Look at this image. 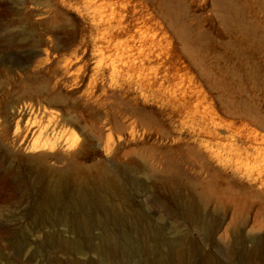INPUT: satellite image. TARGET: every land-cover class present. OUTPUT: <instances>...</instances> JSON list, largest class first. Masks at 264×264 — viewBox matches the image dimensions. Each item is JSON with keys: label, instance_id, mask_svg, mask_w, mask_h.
Segmentation results:
<instances>
[{"label": "rangeland", "instance_id": "rangeland-1", "mask_svg": "<svg viewBox=\"0 0 264 264\" xmlns=\"http://www.w3.org/2000/svg\"><path fill=\"white\" fill-rule=\"evenodd\" d=\"M90 4L106 18L121 21H127L131 11L138 12L137 24L149 29L138 32L134 41L118 35L113 40L118 52L112 43L107 51L102 49L101 58L78 0H0V55L7 61L29 60L23 67L0 66V121L6 117L11 129L15 122L11 112L31 101L38 111L26 110L23 119L34 130L59 120L68 108V151L87 136L91 152L78 160L75 180L129 159L140 166L146 163L144 173L138 174L137 190L125 191V198L152 217L166 236L187 232L221 263L234 237L249 248L252 238L264 235V0H90ZM44 11L50 20L35 24V16ZM140 35L146 37L139 39ZM126 43L134 45L136 56L149 54V63L134 70L124 65ZM108 61L118 66L116 77L106 71ZM97 65L105 67L103 75ZM101 87L114 92L129 89L123 100L117 101L115 95L119 105L114 100V121L94 138L96 116L82 99L88 92L100 93ZM118 138L126 140L127 153L120 160L100 147L101 142L115 143ZM33 139L30 136L28 142ZM33 154L20 149L15 168L27 167L25 158ZM188 192L205 216L215 219L211 241L203 240L194 224L178 218L177 207ZM36 212L37 202L19 197V189L12 188L0 167V264H47L51 257L60 264H71L72 259L97 264L86 249L83 254L76 248L55 250L48 235H73L61 224H43ZM98 232L93 230L95 241ZM124 247L115 264L140 263L130 244ZM232 262L241 264L240 257Z\"/></svg>", "mask_w": 264, "mask_h": 264}, {"label": "bare ground", "instance_id": "bare-ground-1", "mask_svg": "<svg viewBox=\"0 0 264 264\" xmlns=\"http://www.w3.org/2000/svg\"><path fill=\"white\" fill-rule=\"evenodd\" d=\"M78 1L84 5L85 18L88 20L87 28L100 56L101 53L104 54L103 48L107 51L106 46L108 48L113 45L117 46L113 40L118 35L124 34L134 41L138 32L143 34L147 31L148 27H145V24L141 26L137 24L140 18L138 12L131 11L129 19L121 21L117 18H106L109 16L105 17L100 12L97 13L94 6L90 4V0ZM49 16L50 14L46 11L42 12L39 16H35V24L43 23L44 25ZM43 33H47L46 28ZM146 36L140 35L139 39ZM112 43L113 45H110ZM129 45L127 44L125 49L120 47L122 57L124 56L122 60L124 65L129 69H140L139 67L149 63V54L142 52V57L136 56L132 52L134 45ZM114 46L113 49L116 51L119 45L116 48ZM121 49H119L120 53ZM7 59L0 55V66L9 64L12 67H23L29 61H7ZM100 65H97L96 71L103 75L105 67ZM69 67L70 60L67 61L65 68ZM106 71L116 77L118 66L109 62ZM128 89L121 88L114 92L113 88L101 87L100 93L88 92L84 95L82 99L84 107L92 110L96 116L95 124L91 127L92 130H97L94 138L102 128L114 121L112 111L116 104L117 107L119 105L118 97L123 100L122 97L126 95ZM2 110L5 112L6 107H2ZM26 110L34 113L38 111V107L31 101L22 102L17 110L11 112L15 116L11 129L7 125L6 117L0 121V167L3 169L4 178L10 181L12 188L19 189V197L27 196L37 202L36 213L43 220V224H61L65 226V231L73 235L71 238L63 236L57 238L55 233L48 235L47 237L50 238L47 241L48 243L55 242L53 245L55 250L68 252L76 248L79 254H83V250L86 249L96 257L97 264L102 260H106L107 264H115V260L126 250L125 243L130 244L132 253L140 257L138 264H198L199 262L201 264H229L235 257H240L241 264H259L264 261V235L252 238L253 243L249 248L244 247L242 242L234 237L232 245L225 250L222 263L214 257V254L202 251L198 243L191 241L187 232H173L171 236H166L163 228L154 224L152 217L135 208L125 198V191L133 194L137 190L140 183L138 174L144 173L143 169L148 167L146 163L140 166L133 159H129L126 164H114L111 169H101L96 176H84L79 181L75 180L73 174L78 168V160L89 157L91 152L88 149L87 136L79 147L68 151L67 144L71 136L65 130V123L70 117L68 108L62 111L59 120L39 124L34 130L23 119ZM46 115L53 119L50 112H46ZM10 130H12V140L8 138ZM30 136L34 137L32 143L28 142ZM124 142L126 140L121 138L117 139L116 144L103 141L100 147L104 150H111L114 152L113 156L120 160L127 153L123 150L126 147L123 145ZM20 149H30L34 154L25 158L27 167L16 169L13 161L20 160L17 156ZM55 165H61V169L55 168ZM239 186L245 187L242 184ZM184 199L185 202L177 207L178 214L181 216L178 218L194 224L203 240L211 241L216 226L215 219L205 216L200 203L191 198L190 192L185 195ZM94 229L99 231L96 241L93 238ZM53 259L54 257L49 258L47 264H60ZM71 264L88 263L85 259H72Z\"/></svg>", "mask_w": 264, "mask_h": 264}]
</instances>
